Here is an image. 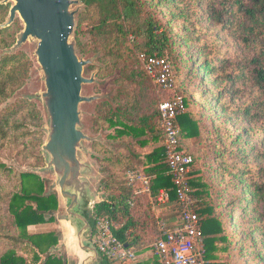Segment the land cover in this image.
I'll return each mask as SVG.
<instances>
[{"label": "trees", "instance_id": "trees-1", "mask_svg": "<svg viewBox=\"0 0 264 264\" xmlns=\"http://www.w3.org/2000/svg\"><path fill=\"white\" fill-rule=\"evenodd\" d=\"M77 1L71 42L80 58L91 60L84 75L95 65L98 77L114 76L117 84L111 99L97 102L91 121L94 133H106L105 141L91 140L105 174L102 199L89 217L93 233L98 219H108L126 246L148 252L161 235L159 212L178 203L159 127L165 94L138 58L145 52L169 60L186 101L179 122L183 148L194 158L190 185L200 198L207 264H224L216 262L217 253L235 251L238 242L264 264V165L251 163L264 161V0ZM13 5L0 0V155L16 152L35 165L13 174L16 187L1 173L13 170L0 162V264H68L59 228L34 231L58 222L63 196L47 184L52 167L44 149L45 112L35 97L19 94L36 61L18 45L25 29L20 16L6 25ZM207 23L233 30L243 43L236 57L229 47H219ZM137 167L150 176L149 191L141 195L125 178L127 169ZM82 172L96 199L89 163ZM162 189L170 196L166 205L157 201ZM153 253L136 264H160ZM98 263L112 264L102 254Z\"/></svg>", "mask_w": 264, "mask_h": 264}, {"label": "water", "instance_id": "water-1", "mask_svg": "<svg viewBox=\"0 0 264 264\" xmlns=\"http://www.w3.org/2000/svg\"><path fill=\"white\" fill-rule=\"evenodd\" d=\"M5 1L14 2L6 25L11 24L17 14L25 25L18 45L27 42L30 37L39 41L35 56L46 77V96L49 98L48 112L52 127L50 139L46 141L44 149L51 157V169L57 174L59 190L68 203L67 220L76 225L82 247L85 239L88 244L93 239V229L89 222L93 212L87 209L91 198L87 188L90 183L83 180L86 176L82 172L88 162L80 158L79 152L80 147H83L82 141L89 139L81 129L80 106L98 97L83 94L84 85L94 83L95 76L84 75V68L91 60L80 58L71 42L75 23L72 6L78 1ZM89 166L93 170L90 163ZM91 244L99 260L101 253L95 243Z\"/></svg>", "mask_w": 264, "mask_h": 264}, {"label": "built area", "instance_id": "built-area-1", "mask_svg": "<svg viewBox=\"0 0 264 264\" xmlns=\"http://www.w3.org/2000/svg\"><path fill=\"white\" fill-rule=\"evenodd\" d=\"M139 60L155 87L168 97L159 103V127L163 131V145L169 172L177 193L178 223L168 228L159 221L161 235L150 245L159 257L160 264H205L206 242L203 217L198 209L200 198L193 194L190 172L194 158L183 148L182 126L179 118L187 112L183 95L177 92V82L172 66L165 56L139 54ZM130 184L141 180L144 188L138 195L149 191L150 176L145 172L133 175ZM169 193L162 189L157 198L159 204L169 203ZM133 205V203H131ZM93 241L98 251L112 264H136L138 251L126 246L112 231L108 219H98Z\"/></svg>", "mask_w": 264, "mask_h": 264}, {"label": "rangeland", "instance_id": "rangeland-1", "mask_svg": "<svg viewBox=\"0 0 264 264\" xmlns=\"http://www.w3.org/2000/svg\"><path fill=\"white\" fill-rule=\"evenodd\" d=\"M163 3L160 5L162 6ZM72 8H75V6H72ZM171 8L167 7L164 8L165 12L170 11ZM207 25L209 26V28L211 27L212 31L214 32V37L217 38V42L220 48H230L231 49V53L234 57H236L240 50H241V44H243L241 42V40L234 34L233 30L231 29H225L222 30L220 29L221 27H217L215 25H213L212 23H207ZM177 27H174V30L177 31L176 29ZM38 39L37 38H33L30 37L28 39L27 42L24 43L25 49L33 55L34 60L36 61V68H35V72L33 73L31 79L29 80L28 84L26 85V87L24 89H22L19 94L23 95V96H31V97H35L39 103L41 104L44 112H45V116H46V128H47V141L50 139V135L52 132V127H51V116L48 112V100L49 98L46 96L47 94V86H46V77L45 74L41 68V66L39 65V63L37 62L36 56H35V50L36 47L38 45ZM34 53V54H33ZM139 58V57H138ZM234 60H237L236 58H234ZM97 72V66L95 67L92 66L90 67V69L88 70L86 76L91 77V76H95V81L94 83L91 84H85L84 88H83V94L85 95H92V96H97L98 99L92 101V102H84L81 104L80 106V111H81V129L82 131L87 134L89 136L88 140H83L82 141V145L83 147L79 149L80 152V158L85 161L90 163L93 166V170H92V174L90 176L93 185H94V191L96 192V199H91L90 198V202L87 203V209L90 212H93V206L95 201L98 202L99 200L102 199V194L100 191V183L101 180H103V178L105 177V174L103 173V171L99 168L97 161L95 159V155H94V150H93V142L91 141L93 138H100L103 141H105V136L106 133H94L92 131V119L95 115V105L97 104V102H99L100 100H104V99H111L112 96H114L116 89H117V84L114 82V76H107V77H98L96 75ZM151 81V79H150ZM151 83L153 84V86L155 87L154 83L151 81ZM243 83V82H242ZM156 88V87H155ZM168 97L167 95H162V99ZM246 126V125H245ZM114 129H111L110 133H114ZM147 150H151V149H147ZM0 162H4L8 167H10L13 171L12 174H7L5 172H1L3 175V178L6 179V181L12 182L14 185H16L17 187V182L18 180L13 176V174L19 172L20 168H28L30 166H34L35 165V160L34 159H29L26 160L23 158V156L18 155L16 152H4L0 155ZM255 163V164H263L264 165V161L260 162L258 160H252L251 163ZM143 173L145 172L144 169L142 167H137V168H133V169H127L126 173H125V178L126 180H128L129 184L131 182V177L133 175L139 174V173ZM46 175L48 176V182L47 184L50 185L51 188H56L60 194L59 191V186L57 184V180H58V176L55 173V171L53 170H49ZM133 186H135L136 190H140L143 189V183L141 180H136L135 182H133L132 184ZM146 193V192H145ZM144 194V193H143ZM243 197H245V195H243ZM60 207L58 210V213L56 214V216L58 217V222L56 224H51V226L48 227V229H53V228H58L57 226H60V221H65L67 219H69V214L67 213V201L64 198H60ZM244 200V204L247 205V201ZM163 209L168 210V212L171 213L170 217H175V221L173 223L177 224L178 223V207L172 206V205H167L165 206ZM248 209H250V206H248ZM257 214V213H256ZM169 217V218H170ZM171 219V218H170ZM168 221H167V225H168ZM59 224V225H58ZM233 222L229 223V228L233 230ZM60 229V228H59ZM234 232V231H233ZM60 244L62 243V230L60 229ZM256 233L252 232L251 236H255ZM239 247L235 249V251H228V252H218L217 254V259L216 262H222L224 264H239L238 261L239 259H241L242 264H260L259 262V258L257 256H255V254H252L248 251V249L245 247V243H241L238 242ZM61 246V252L63 254L66 255L65 252V248L63 247L64 245H60ZM151 248V247H150ZM152 249V248H151ZM139 257L137 260V263L140 262L139 261ZM208 263V260L205 258V264ZM241 264V263H240Z\"/></svg>", "mask_w": 264, "mask_h": 264}, {"label": "crops", "instance_id": "crops-1", "mask_svg": "<svg viewBox=\"0 0 264 264\" xmlns=\"http://www.w3.org/2000/svg\"><path fill=\"white\" fill-rule=\"evenodd\" d=\"M159 216L160 219H163L166 222L168 221L169 222L168 224L170 223L173 224V222L175 221V217H170L171 213L168 212V210L166 209H162L159 212ZM49 226L51 225L49 224V225L36 226L34 227V231L48 230ZM57 227L62 230V240H61L62 243L60 245L62 244L64 245L63 247L65 248L68 264H99L97 260L98 256L92 250L93 248L91 243L93 244L95 243L93 239L92 242L89 244L88 242H86L85 239L81 247L79 244L80 235L77 233L75 224H72L71 221L69 220H65V221H60V226ZM149 249L150 250L148 252H144V253L138 252V257L140 258L139 261L150 260L153 257L154 253L150 247Z\"/></svg>", "mask_w": 264, "mask_h": 264}]
</instances>
